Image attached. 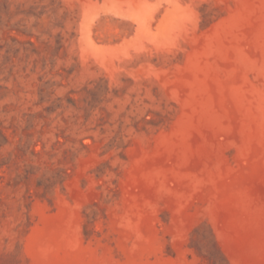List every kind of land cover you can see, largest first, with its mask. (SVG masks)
<instances>
[{
    "label": "rangeland",
    "instance_id": "374dc122",
    "mask_svg": "<svg viewBox=\"0 0 264 264\" xmlns=\"http://www.w3.org/2000/svg\"><path fill=\"white\" fill-rule=\"evenodd\" d=\"M0 264H264V0H0Z\"/></svg>",
    "mask_w": 264,
    "mask_h": 264
}]
</instances>
